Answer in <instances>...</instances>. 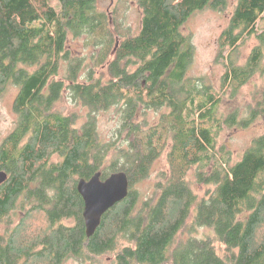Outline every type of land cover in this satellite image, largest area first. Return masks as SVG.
<instances>
[{"label":"trees","instance_id":"16d2710c","mask_svg":"<svg viewBox=\"0 0 264 264\" xmlns=\"http://www.w3.org/2000/svg\"><path fill=\"white\" fill-rule=\"evenodd\" d=\"M97 1L0 0V97L17 88L15 125L0 143V264H264V133L234 163L216 146L222 123L264 116V85L249 118L216 117L221 92L187 75L193 45L182 31L193 13L231 6L216 60L222 91L234 93L264 70V0H132L137 33ZM250 37L258 43L239 63ZM64 92L83 115L56 109ZM109 109L117 119L104 137L98 115ZM162 155L167 169L141 199L135 184ZM97 171H124L128 194L88 237L76 183Z\"/></svg>","mask_w":264,"mask_h":264},{"label":"rangeland","instance_id":"374dc122","mask_svg":"<svg viewBox=\"0 0 264 264\" xmlns=\"http://www.w3.org/2000/svg\"><path fill=\"white\" fill-rule=\"evenodd\" d=\"M97 6L100 9L115 12L119 20L123 22L124 28H129L132 33H137L140 28L141 12L135 1L132 0H98ZM231 6L227 9L218 11L204 9L193 13L182 25V31L189 35L193 45V55L187 72L190 77H205L214 87V91L221 92L216 117L224 119L228 114L235 112L237 119L249 118V113L254 107V96L259 88L264 85V70L257 71L243 85L236 89L234 93L226 88L222 91L220 78L224 71L222 62L216 60L217 55V38L222 29L227 25ZM259 30H264V17L259 24ZM258 43L254 37L246 38L238 46L237 62L242 63L249 55L252 48ZM74 54H86V61H89L88 49H83L80 42L73 43L71 47ZM264 49V46H263ZM264 65V55L261 61ZM61 70L58 77L63 75ZM17 93V88L9 86L4 94L0 97V143L4 137L13 129L16 121V114L13 111V100ZM56 109L62 113L70 114L77 112L84 114V110L78 105H74L64 92L62 98L56 103ZM153 121L154 115L151 113ZM116 113L114 109H109L98 115V129L101 135L106 137L116 122ZM264 133V116L256 115L251 118L247 125H228L222 123L221 129L216 137V146L223 147L226 151L227 159L230 163L239 160L244 150L250 145L253 138ZM167 169L165 155L160 156L152 165L150 174L135 184L140 198L144 199L154 190V184L158 179V174ZM192 168L187 177L193 181L192 184L197 195L202 196L206 186L197 183ZM193 210L191 211L187 222L193 219ZM71 223V221H69ZM190 225V224H188ZM188 230L181 233L179 237L185 238ZM207 229L198 228L196 234L202 235ZM63 264H91L90 262L81 263L73 258L67 259Z\"/></svg>","mask_w":264,"mask_h":264},{"label":"water","instance_id":"95a60500","mask_svg":"<svg viewBox=\"0 0 264 264\" xmlns=\"http://www.w3.org/2000/svg\"><path fill=\"white\" fill-rule=\"evenodd\" d=\"M6 177L7 174L0 170V184ZM76 189L83 200L82 216L89 237L99 226L102 215L127 196L128 177L124 171H117L102 179L97 171L88 179H78Z\"/></svg>","mask_w":264,"mask_h":264}]
</instances>
